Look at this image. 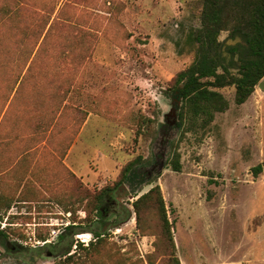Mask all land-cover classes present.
Listing matches in <instances>:
<instances>
[{
    "label": "rangeland",
    "instance_id": "rangeland-1",
    "mask_svg": "<svg viewBox=\"0 0 264 264\" xmlns=\"http://www.w3.org/2000/svg\"><path fill=\"white\" fill-rule=\"evenodd\" d=\"M198 2L0 0V264H173L156 215L136 220L130 195L120 201L131 218L107 237L79 229L68 260L40 249L68 224L84 226L93 196L138 155L149 175L160 173L153 184L180 264L194 243L209 264L244 255L264 264V167L251 173L264 164L261 81L242 105L233 87L219 90L228 109L206 127H174L167 89L193 59ZM228 36L218 39L229 45ZM70 150L76 174L61 162ZM175 150L180 172L167 165ZM55 163L67 182L46 189Z\"/></svg>",
    "mask_w": 264,
    "mask_h": 264
},
{
    "label": "trees",
    "instance_id": "trees-1",
    "mask_svg": "<svg viewBox=\"0 0 264 264\" xmlns=\"http://www.w3.org/2000/svg\"><path fill=\"white\" fill-rule=\"evenodd\" d=\"M198 17L200 28L189 35L193 59L175 75L172 85L167 89L177 109L178 122L174 127L182 131L186 124L192 126L196 121H200L201 127H206L216 113L228 109V102L219 90L233 87L234 103L242 105L264 77V0H199ZM222 32L229 34L226 41L239 37L243 43L226 45L225 41L218 39ZM223 53L230 57L226 64H223ZM162 128L166 132L169 126L163 124ZM179 158L175 150L167 160V165L174 172L181 170ZM142 162L141 155L127 162L119 179L93 196V217L84 226L68 224L58 234L56 243H44L40 249H45L54 257L68 260L72 257L70 253L76 241L73 238L81 233L79 229L91 234L95 241L107 237L111 230L119 228L131 218L132 211L120 201L130 195L132 200L129 204L136 220H140L144 211H153L162 236L170 244L169 257L172 263L180 264L174 256L172 223L168 220L160 188L153 184L160 173L149 175L140 167ZM263 167L264 164L252 167L253 177L261 173ZM148 185L152 187L146 193L132 194ZM0 237L6 240L3 230H0ZM89 245H93V242Z\"/></svg>",
    "mask_w": 264,
    "mask_h": 264
},
{
    "label": "crops",
    "instance_id": "crops-1",
    "mask_svg": "<svg viewBox=\"0 0 264 264\" xmlns=\"http://www.w3.org/2000/svg\"><path fill=\"white\" fill-rule=\"evenodd\" d=\"M261 89H263V88H261ZM72 149H73V147L71 148V150ZM71 150L69 151V153L66 154V156L63 159H61V162H62V164H64V166L66 168H69L73 173L76 174V172L73 170L71 165H69V157L68 156H69ZM81 169H82V167H81ZM53 172H55L54 173L55 175L53 174ZM50 173L52 175L50 177V179L47 182H43L44 185L46 186V189H51L52 186L55 184V187L58 186L57 190H60L62 187V184H66V182H67L66 173L64 172V170L62 169V167L58 163H55V167ZM34 182L37 185V187L43 193H46L45 192L46 190L44 188L39 187V183H37L36 181H34ZM43 183H41V184H43ZM247 240L249 241L250 246H255L257 243L255 241V238H252V239L247 238ZM184 246L185 245H182V247H180V248H184ZM184 249H186V248H184ZM179 252H180V250H179ZM187 255H188L187 259L185 258L187 264H209V261L203 260V256L201 254V249H199L195 243L192 245H190V244L187 245ZM218 257H220V256H218ZM222 260H227V259L226 258L221 259V262H223ZM249 260L250 259L246 258V255H244L243 258L238 259V261H236V262H233V263L232 262H225V261L224 262H225V264H246ZM181 263L186 264L184 262V259H181Z\"/></svg>",
    "mask_w": 264,
    "mask_h": 264
},
{
    "label": "water",
    "instance_id": "water-1",
    "mask_svg": "<svg viewBox=\"0 0 264 264\" xmlns=\"http://www.w3.org/2000/svg\"><path fill=\"white\" fill-rule=\"evenodd\" d=\"M238 42H242V41H241V39L239 37H236L234 40L229 39L227 43L230 44V45H235ZM259 87L260 88H264V78L259 83Z\"/></svg>",
    "mask_w": 264,
    "mask_h": 264
}]
</instances>
